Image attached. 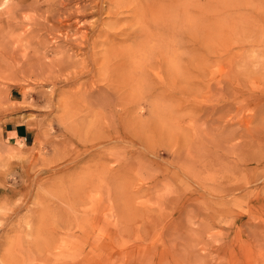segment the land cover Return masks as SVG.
<instances>
[{"label": "rangeland", "instance_id": "rangeland-1", "mask_svg": "<svg viewBox=\"0 0 264 264\" xmlns=\"http://www.w3.org/2000/svg\"><path fill=\"white\" fill-rule=\"evenodd\" d=\"M131 1L79 44L55 0H0V264H264V1L197 48ZM53 37L84 51L45 72Z\"/></svg>", "mask_w": 264, "mask_h": 264}, {"label": "bare ground", "instance_id": "bare-ground-1", "mask_svg": "<svg viewBox=\"0 0 264 264\" xmlns=\"http://www.w3.org/2000/svg\"><path fill=\"white\" fill-rule=\"evenodd\" d=\"M236 1L237 0H141V2L143 4H147V7L149 9H154L152 11L154 14H150L147 17V21H148V23H150L152 26L155 27V31L152 33V36L155 37L154 39H152V41L155 44L158 41L163 46L164 45L170 46L177 41H180V42L183 41L186 44H194V46H196L195 48L203 47L204 46L203 44L208 42V31H207L208 28L213 27L215 30L216 29L219 30V27L221 28V26H224V24H222L220 21L221 13L226 12V11H228V12L230 11L233 13L237 8H239L238 3ZM252 1H254L256 3L258 2L260 4L264 0H252ZM252 1L250 3L248 0V4L246 6H253L254 3ZM55 2H56V0H55ZM56 3L58 4V9H57L58 21H57L56 25L52 26V28H55L59 31L64 30L67 32H70L72 29V32H74V35H76L78 32L80 33V31H81L83 37H82V42L80 41L79 44H81V43L84 44V42H87L89 34H92V35L94 34L96 37L95 33H98V34L101 33L100 35H102V33H103V32H100V30L97 31V29H101V27L99 28L100 25L97 27V25H98L97 22L99 21L98 20L99 18L97 19L96 22L94 21V23L84 22V25H82V22H83V20H85L84 18H86V16L96 14L95 16L98 17V15L101 14L104 10H107L108 13L113 16L112 21H110V23L115 22V24H116V22H118V20H119L118 16L120 14V10L123 9V7L126 3L130 4V3H132V1L131 0H58ZM104 3L107 4L106 7H108V8H105ZM236 3H237L238 7L236 6ZM241 3L243 4V2H241ZM262 3H264V2H262ZM53 11L54 10L52 7L48 8L49 13H52ZM129 12L131 13V16L134 15L133 9H131V11H129ZM223 14H225V13H223ZM101 20H102V18H101ZM111 25L113 26V24H111ZM67 32L65 33V38H64L65 42H66V40H68ZM104 33H106V32H104ZM107 33L109 34L108 31H107ZM114 34H116V33H114ZM81 36H80V38H81ZM105 36H107V35H105ZM108 36H110V35H108ZM114 36L112 33V37H114ZM119 36H120V34H119ZM119 36H117V37H119ZM63 37H61V41H63V39H62ZM78 37H79V35H78ZM99 37H101V36L98 35L97 39ZM117 37H116V39H117ZM125 37H126V39L130 38L127 35H125ZM12 38H10V39H12ZM106 38H104L105 41H106ZM114 38H113L112 42H115ZM53 39L55 41L59 40L57 37H53ZM127 40H129V39H127ZM61 41L59 40V42H56V44L54 45L55 49H56L55 51L57 52L56 54H59L60 59L55 60V61H46L45 60L46 57L44 58L41 55L40 58L34 60L35 62H33V63H37V66H36L37 69L45 71V72H46V70H49V72H51V69L53 67H59L60 69L69 68L74 64L75 56H80V51H84L82 48H81V50L77 49V47L75 46V43H74V42H76L75 39L73 40L74 42H71L73 44V46H75V48H67V46H66L67 43H65L64 41H63L64 45H62V44L58 45V43H60ZM91 42L93 43V40H91L90 43ZM108 42H110V41H108ZM83 44H82V46H83ZM3 46H4V44H3ZM14 49H16V48H14ZM5 50H7V49H4V51L1 52L2 55H4ZM168 50H169V48H168ZM12 51H14V50H12ZM18 51H16V52L18 53ZM189 52L193 53V50L187 49V51L184 53V55L185 54L190 55ZM23 54H25V53H23ZM34 54H36V53H34ZM19 55L20 56H18V57H21V58H20V62L18 59V63H20L21 65L26 64L29 61V59H31V58H29L30 55H28L29 59L25 55H22L21 52L19 53ZM14 56L15 55H13V57ZM13 57H12V59H13ZM73 59H74V61H73ZM13 63L15 64V60L13 61ZM20 64H18V65H20ZM15 68H16V66H15ZM21 68H23V66H21ZM1 70H3V68ZM82 70H83V68H82ZM94 83H95V81H94ZM92 88H94V87L92 86ZM96 89H100V88H96ZM94 92H96L95 89H94ZM94 92H93V94H95ZM100 94H102V93H100ZM235 118H236V116L234 117V119ZM230 122L235 124V125H238V126L247 127V125H248V122L245 121L244 119H240L239 121H237L235 119V121H234L231 118V120H229V123ZM180 169L182 170L183 168H179V170Z\"/></svg>", "mask_w": 264, "mask_h": 264}, {"label": "crops", "instance_id": "crops-1", "mask_svg": "<svg viewBox=\"0 0 264 264\" xmlns=\"http://www.w3.org/2000/svg\"><path fill=\"white\" fill-rule=\"evenodd\" d=\"M11 125V128L7 129L8 133L14 134L16 138H20L22 135L26 133V129L23 124H11L8 122V125Z\"/></svg>", "mask_w": 264, "mask_h": 264}]
</instances>
